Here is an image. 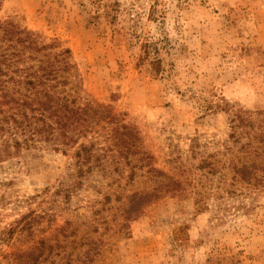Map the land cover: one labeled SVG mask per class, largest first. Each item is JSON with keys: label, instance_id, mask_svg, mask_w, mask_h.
Returning a JSON list of instances; mask_svg holds the SVG:
<instances>
[{"label": "rangeland", "instance_id": "rangeland-1", "mask_svg": "<svg viewBox=\"0 0 264 264\" xmlns=\"http://www.w3.org/2000/svg\"><path fill=\"white\" fill-rule=\"evenodd\" d=\"M0 20L68 49L65 92L110 113L66 146L0 136V264H264V0H2Z\"/></svg>", "mask_w": 264, "mask_h": 264}, {"label": "trees", "instance_id": "trees-1", "mask_svg": "<svg viewBox=\"0 0 264 264\" xmlns=\"http://www.w3.org/2000/svg\"><path fill=\"white\" fill-rule=\"evenodd\" d=\"M53 50L54 44H42L33 32L0 20V136L5 146L12 139L19 148L37 137L55 147L73 144L92 119L109 116L106 107L65 92L72 67L69 50ZM234 172L249 181L255 166H234Z\"/></svg>", "mask_w": 264, "mask_h": 264}]
</instances>
